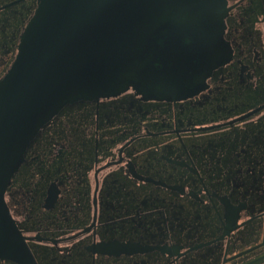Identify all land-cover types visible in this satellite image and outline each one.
I'll return each instance as SVG.
<instances>
[{"label":"flooded vegetation","instance_id":"af4514ba","mask_svg":"<svg viewBox=\"0 0 264 264\" xmlns=\"http://www.w3.org/2000/svg\"><path fill=\"white\" fill-rule=\"evenodd\" d=\"M39 5L0 0V82ZM160 12L104 92L28 144L0 264H264V0Z\"/></svg>","mask_w":264,"mask_h":264},{"label":"water","instance_id":"95a60500","mask_svg":"<svg viewBox=\"0 0 264 264\" xmlns=\"http://www.w3.org/2000/svg\"><path fill=\"white\" fill-rule=\"evenodd\" d=\"M163 3L40 0L18 56L0 82V218L6 217V228L10 216L4 209V192L28 144L65 105L104 92L150 22L161 14ZM167 41L156 33L150 44L159 49L177 46L175 38Z\"/></svg>","mask_w":264,"mask_h":264}]
</instances>
